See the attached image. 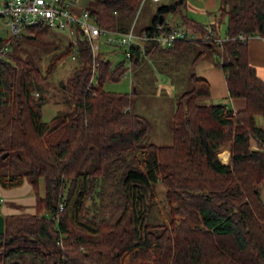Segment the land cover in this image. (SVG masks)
<instances>
[{
    "label": "trees",
    "instance_id": "trees-1",
    "mask_svg": "<svg viewBox=\"0 0 264 264\" xmlns=\"http://www.w3.org/2000/svg\"><path fill=\"white\" fill-rule=\"evenodd\" d=\"M92 1L85 8L92 20L119 31L129 29L142 2ZM185 1L158 4L139 33L155 31L160 17L163 22L179 15L186 27L204 34L182 13ZM220 12L227 37L220 46L202 39L164 51L150 44L145 53L194 45V63L209 52L219 54L227 98L243 99L245 108L209 102V82L192 74L191 88L175 102L169 145L150 142L146 120L131 111L135 84L128 94L103 89L124 69L111 70L102 53L93 58L87 41L57 50L44 70L11 51L0 60V186L27 182L35 197L34 213L4 216L0 264H264L258 191L264 131L257 124V118L264 121V79L249 63L247 46L249 37H264V0H222ZM26 30L27 39L39 41L49 29ZM20 38L0 39V45L19 47ZM143 56L132 46L131 64ZM67 58L80 64L63 84L67 107L45 122L43 85ZM93 63L98 72L91 82ZM225 146L229 159L223 163ZM157 182L165 188V216L156 202Z\"/></svg>",
    "mask_w": 264,
    "mask_h": 264
},
{
    "label": "rangeland",
    "instance_id": "rangeland-1",
    "mask_svg": "<svg viewBox=\"0 0 264 264\" xmlns=\"http://www.w3.org/2000/svg\"><path fill=\"white\" fill-rule=\"evenodd\" d=\"M238 1L226 0L231 5ZM161 2L152 3L146 0L140 3L135 18L132 21L135 25L134 29L136 32L151 24L156 6ZM79 5L82 8H92L94 3L92 0H80ZM218 33L221 37H224L226 34L225 17L221 21ZM30 35L27 30L22 29L21 38L19 39L20 46L18 47L15 42H11L9 51L22 58L29 57L41 70L47 67L52 54L57 50L59 51V49H63L72 40V36L68 31L53 29H49L45 34L38 37V40L40 39L39 41L27 39ZM10 36L9 26L5 21L0 20V39H7ZM100 40L103 41V37ZM99 45L100 47L96 51V55L102 53L104 59L110 63L111 70L116 72L122 69L124 71L126 70L128 58L125 55L124 47L106 45L104 42H100ZM197 52L198 47L194 45L186 46L177 52L164 53L158 51L154 54V57H141L138 61L139 63L132 64L130 73L127 72L128 76H123V71L116 78L117 80L109 79L103 83V89L106 91L127 94L132 91L131 83H135L137 90L135 93H132L130 109L146 120L148 126L147 139L150 142L157 145H169L172 143L171 118L174 112L175 102L182 92L191 88L190 75H197V64L200 59L196 62L197 64L192 62ZM161 54L165 55V57L161 56ZM207 58L214 62H219L220 60L219 55L215 52L207 53L201 60ZM79 66L80 64L75 59L67 58L58 64L52 77L47 83H44L43 91L46 101L41 106L43 121L49 122L54 115L67 107L65 97L68 92L63 84H65L68 77ZM161 71H165V73ZM135 75L136 77H134ZM34 95L36 98L38 97V93ZM257 124L264 130V121L262 119L257 118ZM226 150H228L227 146L223 147V150L219 153L220 159H224L223 154H227ZM153 189L158 208L162 215L165 216L168 210L165 199V188L160 182H157L154 184ZM258 191L264 202V180L258 186ZM40 193H44L43 181L40 183ZM1 204L3 205V202ZM4 204L6 205L8 202L4 201ZM157 211L154 212V215L158 217Z\"/></svg>",
    "mask_w": 264,
    "mask_h": 264
},
{
    "label": "built area",
    "instance_id": "built-area-1",
    "mask_svg": "<svg viewBox=\"0 0 264 264\" xmlns=\"http://www.w3.org/2000/svg\"><path fill=\"white\" fill-rule=\"evenodd\" d=\"M144 1L142 0L141 3ZM149 1L158 3L163 0ZM79 3L80 0H0V20L5 21L9 26L10 37L15 39L20 38L21 30H26L27 27L44 26L50 30L68 31L72 36L71 43L73 45L76 44L77 40H85L89 43L93 58L96 57L100 42L115 47H124L128 65L123 76H128L130 73L132 66L129 60L131 48L140 44L138 42L154 44L159 49L167 50L174 47L178 42L204 39L220 46L227 39V37H218L216 35L217 26L212 24L203 26L204 34L191 28L169 27L165 21L159 23L155 31H142L139 34L134 29V23L127 31L105 29L98 26L92 20L89 11L80 7ZM102 37L103 41L100 40ZM239 38L246 39L243 35H240ZM8 51V43L0 45V60L5 58ZM96 65L93 63L91 82L96 78L98 72Z\"/></svg>",
    "mask_w": 264,
    "mask_h": 264
},
{
    "label": "crops",
    "instance_id": "crops-1",
    "mask_svg": "<svg viewBox=\"0 0 264 264\" xmlns=\"http://www.w3.org/2000/svg\"><path fill=\"white\" fill-rule=\"evenodd\" d=\"M221 3L222 0H186L182 13L188 19L194 21L199 25L206 26L208 24L210 25L212 24L214 26H217L216 35L218 37H221L218 33L219 27L221 25V21L224 18L221 17V12H220ZM164 21L167 22V26L169 27H186L185 24H183V22L181 21V17L179 15H167L164 18ZM142 29L143 28L139 29L137 33L139 34V31H141ZM224 37H226V34ZM138 43H140L138 44L139 46L138 45L135 46H138L141 49V52L145 54L143 58L154 57V54L156 52L154 54L145 53L146 47L150 46V44L141 43V42ZM247 46H248L249 63L254 67L257 75L261 79H264V39H262L259 36H251L248 38ZM185 47L186 46H184L183 48ZM161 56L165 57V55L163 54H161ZM200 60L198 64L196 63L197 64L196 76L199 78H203L209 82L210 98L208 101L215 104L225 103L229 108L233 109V111L243 110L245 108V101L243 99L227 98L228 92L226 87V79L221 68L217 65L218 61L214 62L209 58L203 59L201 61ZM220 61L221 58L219 62ZM161 72L165 73V71H161ZM167 73L169 74V72ZM134 77H136V75ZM134 84L135 83H131L133 92H135L136 90L134 88ZM256 145H257L256 141L251 139V147L255 149L257 148ZM226 152L227 154L226 153L223 154L224 159H221L223 163L228 162L229 159V151L226 150ZM4 201L8 202V204L5 205ZM2 202L3 205L1 204ZM34 202H35V197H34L33 189L27 182H24L20 187L11 188V189H4L0 186V205H2L0 206V208L3 217L5 215H10V214L34 213Z\"/></svg>",
    "mask_w": 264,
    "mask_h": 264
},
{
    "label": "water",
    "instance_id": "water-1",
    "mask_svg": "<svg viewBox=\"0 0 264 264\" xmlns=\"http://www.w3.org/2000/svg\"><path fill=\"white\" fill-rule=\"evenodd\" d=\"M159 22H162V18L160 17ZM4 233V217L0 214V235Z\"/></svg>",
    "mask_w": 264,
    "mask_h": 264
}]
</instances>
